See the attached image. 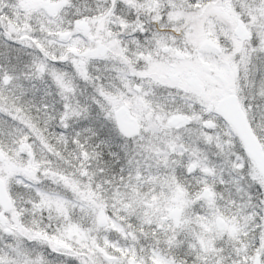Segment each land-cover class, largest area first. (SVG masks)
<instances>
[{"label": "snow or ice", "instance_id": "6c2138e0", "mask_svg": "<svg viewBox=\"0 0 264 264\" xmlns=\"http://www.w3.org/2000/svg\"><path fill=\"white\" fill-rule=\"evenodd\" d=\"M0 264H264V0H0Z\"/></svg>", "mask_w": 264, "mask_h": 264}]
</instances>
